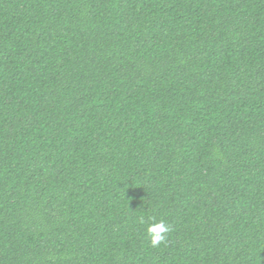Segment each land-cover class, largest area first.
I'll return each mask as SVG.
<instances>
[{
    "label": "trees",
    "instance_id": "1",
    "mask_svg": "<svg viewBox=\"0 0 264 264\" xmlns=\"http://www.w3.org/2000/svg\"><path fill=\"white\" fill-rule=\"evenodd\" d=\"M0 264H264V0H0Z\"/></svg>",
    "mask_w": 264,
    "mask_h": 264
},
{
    "label": "clouds",
    "instance_id": "2",
    "mask_svg": "<svg viewBox=\"0 0 264 264\" xmlns=\"http://www.w3.org/2000/svg\"><path fill=\"white\" fill-rule=\"evenodd\" d=\"M152 222L146 221V232L150 237V243L153 247L159 246L166 240L167 234L171 231V226L163 220L155 221V218H150Z\"/></svg>",
    "mask_w": 264,
    "mask_h": 264
}]
</instances>
